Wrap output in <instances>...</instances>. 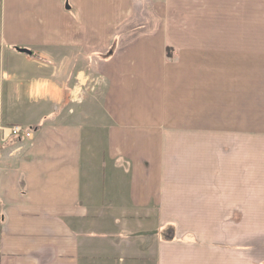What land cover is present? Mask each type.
Masks as SVG:
<instances>
[{
	"label": "crops",
	"instance_id": "obj_1",
	"mask_svg": "<svg viewBox=\"0 0 264 264\" xmlns=\"http://www.w3.org/2000/svg\"><path fill=\"white\" fill-rule=\"evenodd\" d=\"M1 77L0 264H264V0H0Z\"/></svg>",
	"mask_w": 264,
	"mask_h": 264
},
{
	"label": "rangeland",
	"instance_id": "obj_2",
	"mask_svg": "<svg viewBox=\"0 0 264 264\" xmlns=\"http://www.w3.org/2000/svg\"><path fill=\"white\" fill-rule=\"evenodd\" d=\"M92 72H87V79L76 81V93H73L72 98L69 99L68 109L72 114L74 111L79 113H89L90 107L99 102L100 94L102 91L103 83L96 80ZM3 82V78H0V85ZM1 114V113H0ZM25 129V128H24ZM28 130V129H27ZM31 131V130H29ZM5 131L0 128V153L3 149V142L5 141ZM10 136V133H9ZM11 137V136H10ZM14 138V137H13ZM8 147V146H6ZM2 160L0 158V165ZM1 224V223H0Z\"/></svg>",
	"mask_w": 264,
	"mask_h": 264
},
{
	"label": "built area",
	"instance_id": "obj_3",
	"mask_svg": "<svg viewBox=\"0 0 264 264\" xmlns=\"http://www.w3.org/2000/svg\"><path fill=\"white\" fill-rule=\"evenodd\" d=\"M10 136L14 138H22L26 140H31L33 138V132L27 129H24L23 127L16 126L10 129Z\"/></svg>",
	"mask_w": 264,
	"mask_h": 264
},
{
	"label": "water",
	"instance_id": "obj_4",
	"mask_svg": "<svg viewBox=\"0 0 264 264\" xmlns=\"http://www.w3.org/2000/svg\"><path fill=\"white\" fill-rule=\"evenodd\" d=\"M21 52H22V53H25V54H27V55H31V52H30V51H27V50H22Z\"/></svg>",
	"mask_w": 264,
	"mask_h": 264
},
{
	"label": "trees",
	"instance_id": "obj_5",
	"mask_svg": "<svg viewBox=\"0 0 264 264\" xmlns=\"http://www.w3.org/2000/svg\"><path fill=\"white\" fill-rule=\"evenodd\" d=\"M19 50V49H18ZM21 52V50H19ZM170 49H168V56H171V53H170ZM34 56V55H33ZM15 139H18V138H15ZM19 139H22V138H19Z\"/></svg>",
	"mask_w": 264,
	"mask_h": 264
}]
</instances>
